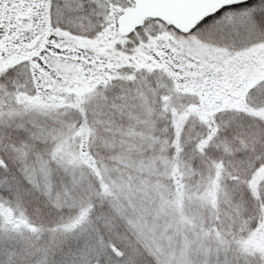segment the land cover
<instances>
[{
    "label": "snow or ice",
    "instance_id": "obj_1",
    "mask_svg": "<svg viewBox=\"0 0 264 264\" xmlns=\"http://www.w3.org/2000/svg\"><path fill=\"white\" fill-rule=\"evenodd\" d=\"M0 264H264V0H0Z\"/></svg>",
    "mask_w": 264,
    "mask_h": 264
}]
</instances>
